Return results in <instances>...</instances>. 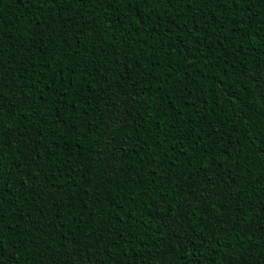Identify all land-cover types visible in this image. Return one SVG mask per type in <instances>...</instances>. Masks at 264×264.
<instances>
[{
  "label": "trees",
  "instance_id": "obj_1",
  "mask_svg": "<svg viewBox=\"0 0 264 264\" xmlns=\"http://www.w3.org/2000/svg\"><path fill=\"white\" fill-rule=\"evenodd\" d=\"M0 233V264H264V0H0Z\"/></svg>",
  "mask_w": 264,
  "mask_h": 264
},
{
  "label": "snow or ice",
  "instance_id": "obj_2",
  "mask_svg": "<svg viewBox=\"0 0 264 264\" xmlns=\"http://www.w3.org/2000/svg\"><path fill=\"white\" fill-rule=\"evenodd\" d=\"M50 3H54L55 0H48ZM110 2V0H109ZM146 2L151 3V2H160V0H146ZM171 2V0H169ZM177 2H180V0H177ZM213 2L216 4L217 7L221 8L223 12H230L232 11V5L237 3V0H213ZM239 3L245 4L247 3V0H239ZM240 11L243 13L244 9L241 8ZM242 23V22H241ZM235 30L239 32L241 29L240 27L234 26ZM193 40H195V36L192 37ZM187 51V49H185ZM186 87V86H185ZM223 87V85H221ZM180 91H183V89H178ZM127 119V112L126 111H121L120 117L117 121V123L123 122L124 120ZM179 123V122H178ZM184 139H190V136L185 134ZM193 151H195V147L193 148ZM115 162H113L114 166ZM227 169H222L221 175L223 176L227 187L225 188V195L226 197L232 194V184L228 183L229 177L224 175V172ZM61 195L59 192L55 190L50 191V198L51 200H55L57 196ZM176 230H186V225L182 221H175L173 225H170V231H176ZM2 235V233H0ZM91 236L85 237L82 241L73 244V246L69 249L67 257L61 261L58 262V264H76V258L78 257L80 259V264H91L90 260H86L85 257L87 256V249L91 246L90 245V240H92Z\"/></svg>",
  "mask_w": 264,
  "mask_h": 264
}]
</instances>
